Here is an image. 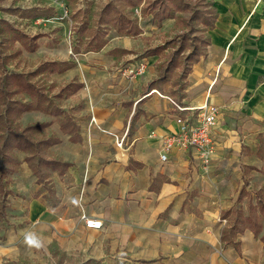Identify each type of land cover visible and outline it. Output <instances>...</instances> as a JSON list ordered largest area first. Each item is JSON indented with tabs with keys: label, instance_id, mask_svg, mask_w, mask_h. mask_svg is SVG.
Segmentation results:
<instances>
[{
	"label": "crops",
	"instance_id": "1",
	"mask_svg": "<svg viewBox=\"0 0 264 264\" xmlns=\"http://www.w3.org/2000/svg\"><path fill=\"white\" fill-rule=\"evenodd\" d=\"M212 8L213 24L202 18L205 50L179 93L158 68V50L124 63L136 42L115 33L78 57L43 61H59L44 64L50 81L70 84L56 108L35 104L18 85L34 106L7 105L6 120L18 117L32 142L45 140L41 158L58 162L36 164L31 145L12 148L15 166L0 177V264H57L60 256L76 264H264V237L233 229L235 210L251 213L245 189L264 175V0H214ZM136 26L128 28L135 35ZM171 98L217 107L209 165L194 149L161 159L165 136L179 127ZM83 213L103 228H87Z\"/></svg>",
	"mask_w": 264,
	"mask_h": 264
},
{
	"label": "rangeland",
	"instance_id": "2",
	"mask_svg": "<svg viewBox=\"0 0 264 264\" xmlns=\"http://www.w3.org/2000/svg\"><path fill=\"white\" fill-rule=\"evenodd\" d=\"M213 2L214 0H0V173L15 166L16 161L12 160L15 154L11 148L12 143L20 141L31 144V150L36 151V164L37 160L43 159L41 155L48 152V147L44 146L45 140L38 141V144L31 142L24 131L22 136H17L22 131L18 117L6 120L7 105L19 108L22 103L29 102L23 101L31 93L18 90L20 82L26 79L36 86L31 94L35 104L56 108L65 99L70 84L67 85L66 81H50V71L45 68L43 61L51 58L64 59L69 55L78 57L96 49L98 42L108 41L114 33L116 35L113 37L116 38L118 35H130L135 39L136 49L132 50L131 58H124L123 62L139 60L158 50V68L172 81L175 87H170L172 91L176 89V93H179L184 75L193 61V58H188L189 53L194 49H198V52L205 50L207 30L199 9L206 7L210 14ZM118 25L124 29H117ZM136 25L141 32L135 35L128 28L133 29ZM37 33L45 35L38 38L36 50L30 51L23 43L24 35L33 36ZM172 59L175 60V66L166 69ZM65 64L62 63L61 67ZM11 71H21L26 77L9 80L6 74ZM11 127L13 131H9ZM38 137L35 136V139ZM6 181L7 185L9 181ZM250 183L253 189L246 188L243 195L247 203L245 213L249 214L256 207L257 212L252 213L256 214L254 222L259 235L264 237V175L252 178ZM57 262L76 264V261L66 262V258L61 256Z\"/></svg>",
	"mask_w": 264,
	"mask_h": 264
},
{
	"label": "built area",
	"instance_id": "3",
	"mask_svg": "<svg viewBox=\"0 0 264 264\" xmlns=\"http://www.w3.org/2000/svg\"><path fill=\"white\" fill-rule=\"evenodd\" d=\"M146 63L138 65V72L144 71ZM179 113L176 115L179 127L169 132L163 142L160 151L162 160L169 158V153L175 148L194 149L202 163L207 166L216 153V137L214 126L217 123V107L209 102L201 105H189L177 102L171 98ZM119 147H123L125 136L116 141ZM87 228L101 229L104 224L99 218L86 213L81 214Z\"/></svg>",
	"mask_w": 264,
	"mask_h": 264
},
{
	"label": "trees",
	"instance_id": "4",
	"mask_svg": "<svg viewBox=\"0 0 264 264\" xmlns=\"http://www.w3.org/2000/svg\"><path fill=\"white\" fill-rule=\"evenodd\" d=\"M214 9H210V11H213ZM206 9L205 8H202V9H199V14L202 16V18L204 19V21L207 23V24H213V21L215 19V14H207L206 13ZM118 28L120 30H123L124 27L121 26V25H118ZM130 30H131V27H130ZM132 30H137V26L136 27H133ZM38 38V35H33V36H29L28 34H25L24 35V38H23V43L25 44V46L30 49V50H34L36 48V45H37V42H36V39ZM29 40V41H28ZM207 42V40L205 41ZM102 44V42H98L97 43V46L99 47L100 45ZM206 44V43H205ZM198 49H194V51H191L188 55V58H193V59H197L199 57V55L202 53V52H198L197 51ZM175 63V60L172 59L170 60V62L168 63V67H172ZM45 65H48V66H51V68H56V65L59 64V61H47L44 63ZM167 67V68H168ZM187 72V71H186ZM7 76H10V77H15V78H23L25 77V74L22 73V72H12L10 74H8ZM160 78H166L165 75H162V77ZM22 86L28 88L29 90H31L33 92V90L36 88V86L30 82L29 80H25V81H21L20 82ZM155 81H153L151 84H154ZM34 105L32 103H22V106L21 109H29V108H32ZM71 124H73L72 126V130L76 129L77 128V125L75 123H72L70 122ZM43 124V123H41ZM35 126V125H33ZM64 127L65 124H64ZM14 129L11 127L9 128V131H13ZM23 135V131L21 132H18L17 133V136H22ZM26 136V135H25ZM26 138H28V140H30V138L28 136H26ZM8 141L9 139L7 138L6 139V145H8ZM31 141V140H30ZM29 141V142H30ZM32 142V141H31ZM25 145H31V144H25V143H21L20 141L16 142V143H12L11 144V148H14L15 146H25ZM58 161H54V160H46V159H40V163H46V164H49V165H52V166H56V163ZM39 163V164H40ZM63 165H67L68 163L67 162H63L61 163ZM34 169L36 172L40 173L41 169L39 168V165L38 166H34ZM40 175V174H39ZM2 176V173H0V177ZM257 212L256 211V208H253V211L249 214V215H245L243 213V210L239 209V210H235L234 214H235V220H236V224L235 226L233 227V229L237 230V231H242L243 229L249 227V228H252L253 231L258 234L259 233V230L256 226V223L254 222V217L256 216V214H252V213H255ZM228 213H231V212H228ZM237 245V244H236Z\"/></svg>",
	"mask_w": 264,
	"mask_h": 264
}]
</instances>
